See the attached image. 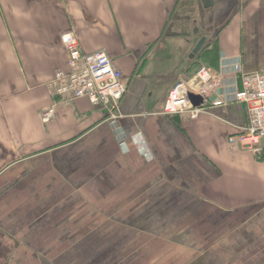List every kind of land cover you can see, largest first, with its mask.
I'll list each match as a JSON object with an SVG mask.
<instances>
[{"label":"crops","instance_id":"1","mask_svg":"<svg viewBox=\"0 0 264 264\" xmlns=\"http://www.w3.org/2000/svg\"><path fill=\"white\" fill-rule=\"evenodd\" d=\"M69 34L122 71L117 122L87 99L42 120ZM232 61L264 71V0H0V264H264V140L228 141L245 105L163 114Z\"/></svg>","mask_w":264,"mask_h":264},{"label":"built area","instance_id":"2","mask_svg":"<svg viewBox=\"0 0 264 264\" xmlns=\"http://www.w3.org/2000/svg\"><path fill=\"white\" fill-rule=\"evenodd\" d=\"M62 40L69 55L68 70L58 71L48 83L55 103L42 114V120L48 123L56 106L67 107L87 99L106 110L111 122H117L123 117L120 103L127 92L122 71L104 51L85 54L76 36L65 35ZM190 94L202 97V104L195 106ZM233 103L245 105L249 124L242 133L229 138L231 149L260 154V142L264 140V71L245 73L241 61L229 62L219 72L202 66L192 78L178 81L166 98L163 114L195 120Z\"/></svg>","mask_w":264,"mask_h":264},{"label":"water","instance_id":"3","mask_svg":"<svg viewBox=\"0 0 264 264\" xmlns=\"http://www.w3.org/2000/svg\"><path fill=\"white\" fill-rule=\"evenodd\" d=\"M203 4L205 8H209L212 7L213 5V0H203ZM208 38L207 37H203L201 38V40L198 42L197 46L195 47L191 58H194L205 46L206 42H207ZM191 102L195 105V106H200L203 102L202 97L200 96H196L193 94L189 95Z\"/></svg>","mask_w":264,"mask_h":264},{"label":"rangeland","instance_id":"4","mask_svg":"<svg viewBox=\"0 0 264 264\" xmlns=\"http://www.w3.org/2000/svg\"><path fill=\"white\" fill-rule=\"evenodd\" d=\"M186 5H187V3H186V2H183L182 6L185 7ZM179 14L182 15V13H179ZM180 18H181V17H179V21H181V23H182V19H180ZM195 71H196V70H195ZM190 77H191V76H190ZM190 77H189V78H190Z\"/></svg>","mask_w":264,"mask_h":264},{"label":"trees","instance_id":"5","mask_svg":"<svg viewBox=\"0 0 264 264\" xmlns=\"http://www.w3.org/2000/svg\"><path fill=\"white\" fill-rule=\"evenodd\" d=\"M202 66H197L195 73L201 68Z\"/></svg>","mask_w":264,"mask_h":264}]
</instances>
